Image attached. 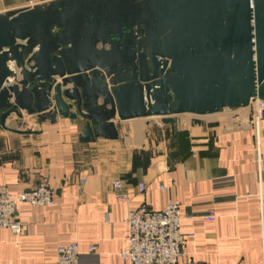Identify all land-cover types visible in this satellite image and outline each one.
Returning a JSON list of instances; mask_svg holds the SVG:
<instances>
[{
  "label": "water",
  "instance_id": "obj_1",
  "mask_svg": "<svg viewBox=\"0 0 264 264\" xmlns=\"http://www.w3.org/2000/svg\"><path fill=\"white\" fill-rule=\"evenodd\" d=\"M264 102V0H54L0 13V130L202 117ZM26 115V116H25ZM14 124H10L11 120ZM15 125V126H14Z\"/></svg>",
  "mask_w": 264,
  "mask_h": 264
},
{
  "label": "crops",
  "instance_id": "obj_2",
  "mask_svg": "<svg viewBox=\"0 0 264 264\" xmlns=\"http://www.w3.org/2000/svg\"><path fill=\"white\" fill-rule=\"evenodd\" d=\"M51 1L0 0V13ZM183 116L174 125L117 118L118 140L90 144L79 140L81 120L58 118L36 136L0 131V186L13 199L42 183L55 192L53 205H18L24 233L0 231V264H57L58 247L70 244L80 264H129L121 256L129 213L169 201L181 205L182 264H264V123L258 144L250 107L202 117L203 125ZM117 179L126 202L112 188Z\"/></svg>",
  "mask_w": 264,
  "mask_h": 264
},
{
  "label": "built area",
  "instance_id": "obj_3",
  "mask_svg": "<svg viewBox=\"0 0 264 264\" xmlns=\"http://www.w3.org/2000/svg\"><path fill=\"white\" fill-rule=\"evenodd\" d=\"M250 108L251 125L255 138L260 144L264 123V102L255 100ZM85 181V179L81 180V186ZM112 188L119 201H128L125 191L127 185L123 180H114ZM140 191H146V186L141 185ZM54 196L53 188L47 183L26 191L17 199L11 197L9 188L0 186V231L9 230L13 235L21 236L24 233V227L18 219V205L26 203L39 207L50 206L54 204ZM182 219L181 205L174 201H169L160 211H154L146 205L131 211L126 221L127 249L121 254L122 259L129 264H182L184 257ZM205 219L213 221L215 215H208ZM79 258L77 244L59 246L57 249V264H80Z\"/></svg>",
  "mask_w": 264,
  "mask_h": 264
},
{
  "label": "rangeland",
  "instance_id": "obj_4",
  "mask_svg": "<svg viewBox=\"0 0 264 264\" xmlns=\"http://www.w3.org/2000/svg\"><path fill=\"white\" fill-rule=\"evenodd\" d=\"M26 116V115H25ZM183 117H190V118H194V117H192V115H187V116H183ZM154 120H160V119H154ZM33 119H32V117H29V116H26L25 117V122H26V126H27V128H30V129H33V130H35V127L36 126H38L36 123H35V125H34V123H33ZM14 122H15V120L13 119V120H11L10 121V124H14ZM35 122V121H34ZM15 126V125H14ZM1 131V130H0ZM1 132H4V131H1ZM9 138H11V137H9ZM7 140V142H8V140H10V139H6ZM8 146H9V142L8 143H6V144H4L1 148V151H5L7 148H8ZM8 150H10V152H12L11 151V148L10 149H8Z\"/></svg>",
  "mask_w": 264,
  "mask_h": 264
}]
</instances>
